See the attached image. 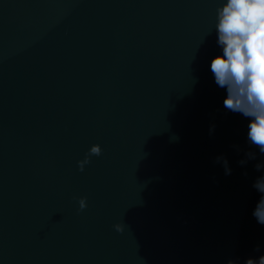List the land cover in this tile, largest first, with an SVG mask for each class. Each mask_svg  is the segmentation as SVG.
<instances>
[{"label": "water", "instance_id": "1", "mask_svg": "<svg viewBox=\"0 0 264 264\" xmlns=\"http://www.w3.org/2000/svg\"><path fill=\"white\" fill-rule=\"evenodd\" d=\"M223 2L0 0V264L237 258L264 157L211 72Z\"/></svg>", "mask_w": 264, "mask_h": 264}, {"label": "clouds", "instance_id": "2", "mask_svg": "<svg viewBox=\"0 0 264 264\" xmlns=\"http://www.w3.org/2000/svg\"><path fill=\"white\" fill-rule=\"evenodd\" d=\"M216 11L214 27L221 54L213 57L211 72L215 83L227 91L224 108L249 118L247 143L264 157V0H224ZM214 129L215 125H211L210 134ZM251 147L244 151L239 165L256 160L258 154ZM233 148L237 152L242 151L239 145H233ZM101 154V146L93 144L84 158L77 162L79 170L84 171L85 166L91 163V157ZM214 163L223 166L225 175H231L232 169L224 154L217 155ZM254 168L260 173L252 185L259 199L252 215L264 225V159L255 163ZM78 202L79 210L87 207L86 197H80ZM113 227L118 233L124 231L122 222L115 223ZM254 251L259 252L260 246L257 245ZM226 264H264V254L258 258L228 259Z\"/></svg>", "mask_w": 264, "mask_h": 264}, {"label": "trees", "instance_id": "3", "mask_svg": "<svg viewBox=\"0 0 264 264\" xmlns=\"http://www.w3.org/2000/svg\"><path fill=\"white\" fill-rule=\"evenodd\" d=\"M258 199L259 194L255 190L249 201L246 216L242 222V232L237 251V257H240L241 260L247 256L258 258L259 255L264 254V225L259 224L256 218L252 215ZM257 245L260 246L259 252L254 251Z\"/></svg>", "mask_w": 264, "mask_h": 264}]
</instances>
